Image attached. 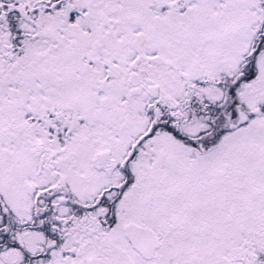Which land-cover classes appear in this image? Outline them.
<instances>
[{
	"label": "snow or ice",
	"instance_id": "6c2138e0",
	"mask_svg": "<svg viewBox=\"0 0 264 264\" xmlns=\"http://www.w3.org/2000/svg\"><path fill=\"white\" fill-rule=\"evenodd\" d=\"M0 264H264V0H0Z\"/></svg>",
	"mask_w": 264,
	"mask_h": 264
}]
</instances>
